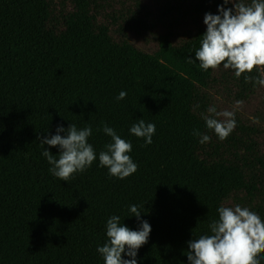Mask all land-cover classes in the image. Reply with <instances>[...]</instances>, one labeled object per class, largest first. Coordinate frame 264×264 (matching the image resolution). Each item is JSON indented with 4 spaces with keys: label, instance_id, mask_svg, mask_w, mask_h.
Returning a JSON list of instances; mask_svg holds the SVG:
<instances>
[{
    "label": "trees",
    "instance_id": "16d2710c",
    "mask_svg": "<svg viewBox=\"0 0 264 264\" xmlns=\"http://www.w3.org/2000/svg\"><path fill=\"white\" fill-rule=\"evenodd\" d=\"M159 1L158 10L155 0H0V264H104L97 248L113 215L131 230L150 224L137 264H189L188 242L210 234L219 207L264 221V126L235 115L221 141L201 115L227 110L209 91L214 70L195 61L205 14L223 0ZM159 28L155 53L134 45ZM231 72L245 91L257 86L244 75L259 70ZM141 118L156 126L150 145L130 133ZM71 124L91 126L97 159L65 182L37 137ZM105 124L132 144L138 167L123 180L99 165Z\"/></svg>",
    "mask_w": 264,
    "mask_h": 264
},
{
    "label": "clouds",
    "instance_id": "9594fccd",
    "mask_svg": "<svg viewBox=\"0 0 264 264\" xmlns=\"http://www.w3.org/2000/svg\"><path fill=\"white\" fill-rule=\"evenodd\" d=\"M232 4V8L224 5ZM218 14L206 13L204 24L206 32L200 37V47L195 51V61L207 72L221 65L231 69L239 79L243 74L259 70L258 76L244 75L245 83L264 87V0H223ZM189 62H192L191 60ZM127 93L121 91L117 100ZM237 100L235 108L243 105ZM208 130L225 140L235 129V111H217L215 105L201 114ZM105 135L111 142L99 153V165L107 168L109 175L121 180L137 171V165L128 155L132 144L122 139L116 131L103 126ZM156 131L153 123H145L141 118L130 128V133L143 138L146 145L152 143ZM57 134L37 137L44 151L42 155L51 165L49 171L62 181L69 180L74 174L82 173L97 159V154L88 138L92 135L91 126L78 129L71 124L67 129L58 126ZM60 133H65L64 136ZM200 137V143H208L210 136L193 130ZM59 148L53 155L45 148ZM218 219L209 223L210 234L201 235L188 242L187 259L189 264H261L258 257L264 254V221L254 211L239 204L234 207L221 206L217 209ZM131 216L140 221L141 211L136 205L129 207ZM151 232L147 221H140L139 230H131L121 223L120 216L113 215L106 222L107 242L97 248L104 264H137L138 250L148 241ZM129 257L124 259L123 255Z\"/></svg>",
    "mask_w": 264,
    "mask_h": 264
},
{
    "label": "rangeland",
    "instance_id": "374dc122",
    "mask_svg": "<svg viewBox=\"0 0 264 264\" xmlns=\"http://www.w3.org/2000/svg\"><path fill=\"white\" fill-rule=\"evenodd\" d=\"M156 8L159 10L160 1L155 0ZM165 31L159 28L157 35L149 36L139 40L134 45L145 52L155 53L158 50L160 35ZM230 69L218 68L213 72V82L209 91L218 99L225 109L235 111V115L247 123L261 124L264 126V87L257 85L249 91H245L232 81ZM237 100L243 101V105L235 108Z\"/></svg>",
    "mask_w": 264,
    "mask_h": 264
}]
</instances>
